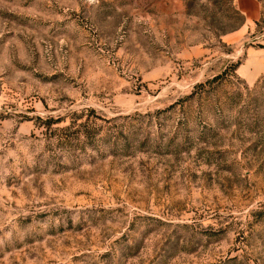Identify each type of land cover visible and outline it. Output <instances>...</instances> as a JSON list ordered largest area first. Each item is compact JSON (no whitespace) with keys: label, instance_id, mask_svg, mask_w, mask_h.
Masks as SVG:
<instances>
[{"label":"rangeland","instance_id":"1","mask_svg":"<svg viewBox=\"0 0 264 264\" xmlns=\"http://www.w3.org/2000/svg\"><path fill=\"white\" fill-rule=\"evenodd\" d=\"M0 264H264V0H0Z\"/></svg>","mask_w":264,"mask_h":264}]
</instances>
